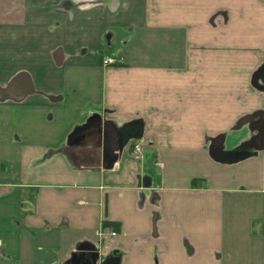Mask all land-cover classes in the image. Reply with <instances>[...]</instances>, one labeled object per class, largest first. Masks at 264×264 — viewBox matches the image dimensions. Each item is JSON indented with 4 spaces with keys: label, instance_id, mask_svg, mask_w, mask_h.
I'll return each mask as SVG.
<instances>
[{
    "label": "crops",
    "instance_id": "1",
    "mask_svg": "<svg viewBox=\"0 0 264 264\" xmlns=\"http://www.w3.org/2000/svg\"><path fill=\"white\" fill-rule=\"evenodd\" d=\"M261 146L264 0H0V264H264Z\"/></svg>",
    "mask_w": 264,
    "mask_h": 264
},
{
    "label": "built area",
    "instance_id": "2",
    "mask_svg": "<svg viewBox=\"0 0 264 264\" xmlns=\"http://www.w3.org/2000/svg\"><path fill=\"white\" fill-rule=\"evenodd\" d=\"M103 64L106 66H117L119 63L114 60L113 58L110 57H106L103 59ZM145 148V144L143 142H138L133 146V151L135 154V158L136 159H140L141 158V154L143 152ZM108 234H106L105 229L101 230L99 233V238L102 242H105L106 240L109 239H114L116 237H118V231L113 230V229H107Z\"/></svg>",
    "mask_w": 264,
    "mask_h": 264
},
{
    "label": "trees",
    "instance_id": "3",
    "mask_svg": "<svg viewBox=\"0 0 264 264\" xmlns=\"http://www.w3.org/2000/svg\"><path fill=\"white\" fill-rule=\"evenodd\" d=\"M128 137H130V138H133V137H135L134 139H137V138H139L140 137V134L139 133H136V135L135 136H128ZM55 152V151H54ZM104 228L105 229H113V230H116V231H118L119 230V225H117V224H110V223H105L104 224Z\"/></svg>",
    "mask_w": 264,
    "mask_h": 264
},
{
    "label": "water",
    "instance_id": "4",
    "mask_svg": "<svg viewBox=\"0 0 264 264\" xmlns=\"http://www.w3.org/2000/svg\"><path fill=\"white\" fill-rule=\"evenodd\" d=\"M27 93H29V92H27ZM258 131H259V136L258 137L262 138L263 137V131L262 130H258ZM212 147L214 148L216 146H212ZM263 148H264V146H261V147H258L257 149L263 150Z\"/></svg>",
    "mask_w": 264,
    "mask_h": 264
},
{
    "label": "flooded vegetation",
    "instance_id": "5",
    "mask_svg": "<svg viewBox=\"0 0 264 264\" xmlns=\"http://www.w3.org/2000/svg\"><path fill=\"white\" fill-rule=\"evenodd\" d=\"M115 60V59H114ZM20 84V83H19ZM19 84H16L15 86H14V91H19V90H21L22 89V86L20 87V86H18Z\"/></svg>",
    "mask_w": 264,
    "mask_h": 264
}]
</instances>
